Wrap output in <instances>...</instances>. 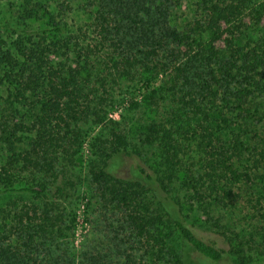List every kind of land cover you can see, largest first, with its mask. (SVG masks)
Wrapping results in <instances>:
<instances>
[{"label":"trees","instance_id":"obj_1","mask_svg":"<svg viewBox=\"0 0 264 264\" xmlns=\"http://www.w3.org/2000/svg\"><path fill=\"white\" fill-rule=\"evenodd\" d=\"M198 1L200 19L186 31L171 25L169 0L80 2L91 6L102 41L121 51L124 66L145 69L140 74L135 71L136 78L148 84L167 72L165 84L182 106V115H175L173 124L181 125L180 134L185 129L191 135L187 140L198 144L212 191L230 197L232 192L226 190L231 182L258 180L264 186V0ZM21 2L6 13L0 11V202L12 206L19 194L32 206L16 215L9 232L17 234L16 240L7 234L0 238V264H75L63 249L60 256L51 249L56 240H62L61 248L70 239L76 215L65 221L62 215L53 217L52 204L39 207L48 190L41 174L54 171L51 154H80L89 136L82 116L94 115L97 125L106 123L115 111H107L103 99L94 107L90 104L94 74L88 54L71 50L73 40L66 37V25L55 11L44 0ZM63 48L66 53L60 55ZM67 50L77 56L75 67L55 62L54 57H67ZM161 53L168 54L171 65L162 63ZM125 76L131 77V71ZM158 92L154 89L148 98L155 101ZM118 103L125 105L124 99ZM131 107L137 109L138 104ZM114 130V143L100 148L99 163L90 173L92 183L105 201L128 212L127 221L144 240L153 264H189L174 238L201 257L198 264H249L243 251H226L199 237L171 213L181 209L180 203L173 202L175 208L146 185L154 181L160 193L169 194L181 148L170 128L149 127L146 144L159 149L155 177L139 176L135 181L114 174L112 159L130 156L124 136ZM245 156H249V172L239 170ZM60 174L55 170L53 176ZM65 192L64 185L56 187L58 197ZM152 194L158 217L151 216L146 205ZM206 214L212 219L210 211ZM81 264L112 263L87 254Z\"/></svg>","mask_w":264,"mask_h":264},{"label":"rangeland","instance_id":"obj_2","mask_svg":"<svg viewBox=\"0 0 264 264\" xmlns=\"http://www.w3.org/2000/svg\"><path fill=\"white\" fill-rule=\"evenodd\" d=\"M21 1L0 0V11L6 13L10 6H18ZM80 1L44 0L43 3L55 11L58 21L66 25L65 35L73 40L71 50L88 54L94 74L90 84V90L94 91L90 104L94 107L103 99L102 102L109 106L107 111L115 112L108 116L106 123L97 125L94 124V115L82 116L84 131L88 132L89 136L80 154L72 156L71 153L67 155L62 151L60 156L51 154L48 159L54 163V171L61 172L60 176L55 178L54 171L49 174L41 172L47 180L48 190L40 200L39 207L44 209L45 204H52L53 217L62 215L65 221L72 220L76 215L70 239L66 240L61 248H58V245L62 240H56L51 249L53 254L60 256L64 250L70 258H74L75 264H81L87 254L104 257L105 261L112 264H153L154 258L145 252L144 240L135 235L127 221L128 212L102 198L99 188L92 183L90 173L99 163L101 146L108 149L110 143H114L111 130L115 129V134L124 136L125 148L130 156L121 154L112 159L114 174L133 181L139 176L155 177L154 169H157L159 149L157 145L146 144V137L151 125L160 124L170 128L175 134L176 144L181 147L178 159L180 164L176 168L177 172L171 177L173 183L169 185V194L160 193L154 181L145 184L151 189L155 188L157 197L162 201L169 202L174 207L173 202L180 203L181 209H173L171 213L182 218L206 242L226 251H243L242 255L247 257L249 264H264L263 184L258 180L241 184L231 182L227 184L226 190L232 192L230 197L223 195V192L214 193L207 182L204 157L197 148L198 144L187 140L191 135H186L185 129H182L183 134H180L181 125L173 124L175 115H182V106L178 104L175 92L169 91L170 86L165 84L167 72H162L164 74L155 78V82L148 84L140 80V77L136 78L135 71L140 74L145 69L139 66L138 70H130L124 66L121 51H116L110 42L102 41L100 29L95 25L94 18H91L94 14L91 6L87 8ZM198 3V0H169L171 25L179 31L192 27L200 19ZM35 27L37 30L39 25ZM71 50H67V57H54L55 62L63 63L65 67H75L73 60L77 56ZM62 53H66L65 48L61 50L60 55ZM161 61L171 65L168 54L161 53ZM127 71H131V77L125 76ZM156 88H159L160 92L154 101L148 97ZM123 99L125 105L118 103ZM113 103L117 104L112 107ZM132 103L138 104V108L132 109ZM97 138H100L98 143ZM93 144L96 146L92 148ZM248 158L249 156L244 157L240 171L249 172ZM27 177L31 180L34 176L30 174ZM58 185L66 187L62 197L55 194ZM152 195L146 205L149 207V214L158 217L160 213L156 205L157 200L155 195ZM15 196L17 198H14L12 206L8 202H0L2 240L5 234L16 240L17 234L14 230L13 235L9 233L13 223L17 221L16 215L23 207L32 206V201H22L19 194ZM220 201L225 204H218ZM37 203L34 202L35 205ZM206 210L211 212L212 219L208 218ZM63 228L66 230L67 226L63 225ZM173 243L189 264H198L201 259L199 255L177 238H174Z\"/></svg>","mask_w":264,"mask_h":264}]
</instances>
